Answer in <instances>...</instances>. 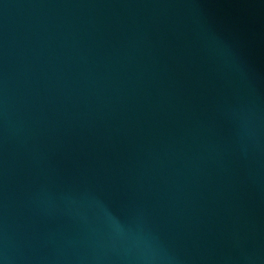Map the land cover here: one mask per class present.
Masks as SVG:
<instances>
[{
	"label": "water",
	"instance_id": "water-1",
	"mask_svg": "<svg viewBox=\"0 0 264 264\" xmlns=\"http://www.w3.org/2000/svg\"><path fill=\"white\" fill-rule=\"evenodd\" d=\"M0 264H264V0H0Z\"/></svg>",
	"mask_w": 264,
	"mask_h": 264
}]
</instances>
